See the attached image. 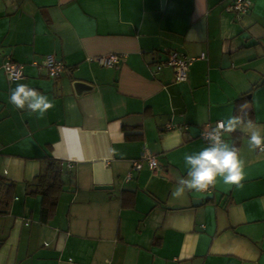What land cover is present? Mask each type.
I'll use <instances>...</instances> for the list:
<instances>
[{
    "label": "crops",
    "instance_id": "0c3cea01",
    "mask_svg": "<svg viewBox=\"0 0 264 264\" xmlns=\"http://www.w3.org/2000/svg\"><path fill=\"white\" fill-rule=\"evenodd\" d=\"M230 5L0 0V177L17 184L0 216V264H264V151L248 148L247 132L224 135L246 161L243 188L172 195L184 155L207 145L205 127L238 115L239 99L264 124V0L241 17ZM171 51L197 58L186 82L154 72ZM48 54L66 65L57 80L33 65ZM107 54L123 59L94 60ZM8 59L24 79L9 80ZM22 83L54 101L44 118L9 102ZM50 159L65 187L45 224L28 191Z\"/></svg>",
    "mask_w": 264,
    "mask_h": 264
},
{
    "label": "clouds",
    "instance_id": "9594fccd",
    "mask_svg": "<svg viewBox=\"0 0 264 264\" xmlns=\"http://www.w3.org/2000/svg\"><path fill=\"white\" fill-rule=\"evenodd\" d=\"M9 102L17 109L35 114L38 119L44 118L55 107L54 101L47 95L23 83L10 92ZM247 115L245 113V117ZM245 117L232 115L220 121L218 129L205 137L207 145L202 150L184 155L187 175L178 177L172 192L174 197H183L191 191H207L218 181L237 188L244 187L246 161L235 143L230 144L223 137L237 130L245 131L248 134V148L264 151V124L254 123ZM260 202L264 203V197L260 198Z\"/></svg>",
    "mask_w": 264,
    "mask_h": 264
},
{
    "label": "built area",
    "instance_id": "2783aa9c",
    "mask_svg": "<svg viewBox=\"0 0 264 264\" xmlns=\"http://www.w3.org/2000/svg\"><path fill=\"white\" fill-rule=\"evenodd\" d=\"M230 1H231L230 10L233 11L239 17L248 14L253 4V0H230ZM200 58L204 59L205 55H202ZM122 59H123L122 55L107 54V55L99 56L94 60H96L104 67L113 68L119 65ZM196 60L197 58L188 57L184 54L179 53L178 51H171L165 60L158 61L156 63L154 72L155 73L160 72L164 68H172L175 73V81L177 83H183L188 80V72L193 62ZM33 65L37 66L38 68H40L41 66L45 67L48 70L49 77L55 80L61 78L66 70L65 63L57 59L55 55L52 54L45 55L42 62H34ZM3 67L7 77L11 82H16L24 79L25 77L24 64L8 59L7 61H5ZM219 122L216 123L215 127H212L211 125L205 127L201 132V137L206 140L205 137L212 135L213 131L215 129H218ZM169 129H172L170 125H169ZM149 163H150V167L153 170L158 168V162L155 158L152 157ZM69 167L72 168L73 165L70 163ZM136 167L140 169L141 165L137 164Z\"/></svg>",
    "mask_w": 264,
    "mask_h": 264
},
{
    "label": "trees",
    "instance_id": "16d2710c",
    "mask_svg": "<svg viewBox=\"0 0 264 264\" xmlns=\"http://www.w3.org/2000/svg\"><path fill=\"white\" fill-rule=\"evenodd\" d=\"M239 107H236V113L241 117H247L254 120L253 110H244V104L249 103L247 97L238 100ZM35 185L29 186V195H40L42 197L41 205V221L45 224L49 223L56 212L58 201L64 190L65 183L63 180V169L61 163L50 159L45 171L41 172L35 178ZM17 184L14 181L0 177V216L10 212L14 201Z\"/></svg>",
    "mask_w": 264,
    "mask_h": 264
},
{
    "label": "water",
    "instance_id": "95a60500",
    "mask_svg": "<svg viewBox=\"0 0 264 264\" xmlns=\"http://www.w3.org/2000/svg\"><path fill=\"white\" fill-rule=\"evenodd\" d=\"M77 87H80V88H82V89H84V88H89L88 86H86L85 84H82V83H78L77 84ZM112 187H101V189H111Z\"/></svg>",
    "mask_w": 264,
    "mask_h": 264
}]
</instances>
